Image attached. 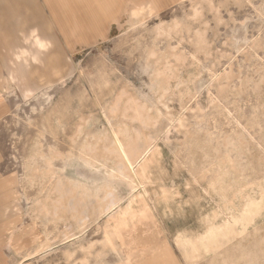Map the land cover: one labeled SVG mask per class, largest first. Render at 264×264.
<instances>
[{
    "label": "rangeland",
    "instance_id": "rangeland-1",
    "mask_svg": "<svg viewBox=\"0 0 264 264\" xmlns=\"http://www.w3.org/2000/svg\"><path fill=\"white\" fill-rule=\"evenodd\" d=\"M0 264H264V0L1 9Z\"/></svg>",
    "mask_w": 264,
    "mask_h": 264
},
{
    "label": "crops",
    "instance_id": "crops-1",
    "mask_svg": "<svg viewBox=\"0 0 264 264\" xmlns=\"http://www.w3.org/2000/svg\"><path fill=\"white\" fill-rule=\"evenodd\" d=\"M10 2H11V0H0V12H1V9H2V11H4V8H5V6L6 5H9L10 4ZM5 13V12H4ZM8 14L10 13V10L7 12ZM19 19V18H18ZM36 40H35V42H36V45L39 47H43L45 44H44V42H43V40L41 39V38H38V37H36L35 38Z\"/></svg>",
    "mask_w": 264,
    "mask_h": 264
}]
</instances>
